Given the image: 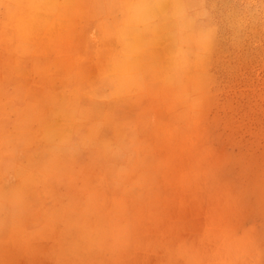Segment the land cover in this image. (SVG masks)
<instances>
[{
	"label": "rangeland",
	"instance_id": "1",
	"mask_svg": "<svg viewBox=\"0 0 264 264\" xmlns=\"http://www.w3.org/2000/svg\"><path fill=\"white\" fill-rule=\"evenodd\" d=\"M26 1L0 0V264H264V0H58L22 41Z\"/></svg>",
	"mask_w": 264,
	"mask_h": 264
},
{
	"label": "bare ground",
	"instance_id": "2",
	"mask_svg": "<svg viewBox=\"0 0 264 264\" xmlns=\"http://www.w3.org/2000/svg\"><path fill=\"white\" fill-rule=\"evenodd\" d=\"M13 1V0H12ZM19 1V0H18ZM26 1V0H25ZM52 0H32V3H31V6L30 8L34 10V13L33 12H28L27 15H25V13L23 12V15L22 16H19L17 18H15V23H16V29L18 30V33H19V38L22 39V41L24 40H27L29 38H33L35 37L36 35H33L34 32V27L37 29L36 27V24H38L39 26H41L42 28L46 29L47 33L49 34V36H53L54 34H52V31L54 30L53 28L55 27V25L59 24V23H64L63 20L61 19H64V18H59L61 15H63V13L59 12V6H67L71 3V0H61V4L62 5H59V2L57 0V4H53L51 3ZM80 1V0H79ZM163 1V0H162ZM27 2V1H26ZM25 2V3H26ZM87 2V1H86ZM144 2V1H143ZM55 3V2H54ZM149 3V2H148ZM147 4V3H145ZM145 4L143 5L145 7ZM162 4V2H161ZM6 5V4H5ZM16 6V5H15ZM23 6V5H22ZM143 7V8H144ZM134 8L136 9V7L134 6ZM163 8V7H162ZM161 8V9H162ZM166 8V6H165ZM21 9V8H20ZM132 9V8H130ZM150 9V8H149ZM153 9V8H152ZM42 11H48V13L50 12L51 13V21H45V19L43 18H40L38 17V12H41ZM142 11V10H141ZM156 11V10H155ZM15 12V11H13ZM21 12V14H22ZM75 12V11H74ZM152 12V11H151ZM53 13L57 14L59 17H54L53 18ZM13 14V13H12ZM139 15V14H138ZM74 16V15H73ZM131 16V15H130ZM12 17V15H11ZM71 17V16H70ZM147 17V15H146ZM14 18V17H13ZM12 19V18H11ZM53 19V20H52ZM143 19V18H142ZM155 19V18H154ZM190 19V18H189ZM188 19V21H189ZM65 20V19H64ZM193 20V19H192ZM146 21V20H145ZM142 22V21H141ZM192 23V22H191ZM190 23V24H191ZM47 25V26H45ZM50 25V27H49ZM61 25V24H60ZM59 25V26H60ZM63 25V24H62ZM135 25V24H134ZM192 25V24H191ZM190 25V26H191ZM194 25V24H193ZM53 26V27H52ZM58 26V25H57ZM58 26V27H59ZM130 27V26H129ZM161 28V27H160ZM164 29V28H163ZM166 29V28H165ZM131 30V29H130ZM129 30V31H130ZM128 31V29H127ZM37 32V31H36ZM41 32V31H40ZM39 32V33H40ZM54 32V31H53ZM126 32V31H125ZM129 33V32H128ZM37 34V33H36ZM45 34V33H44ZM126 36V34H125ZM129 38H131L132 36L131 35H127ZM135 36V35H134ZM163 36V35H162ZM197 36V35H195ZM136 38V37H135ZM160 38V37H159ZM140 40H142V38H137ZM196 39V38H195ZM158 40V39H157ZM164 41L166 46L169 47L170 43V37H164L161 38V41ZM144 40H142L143 42ZM127 42V41H126ZM20 43V42H19ZM130 43V42H129ZM138 44H136V46H124L123 49L121 52V56H120V59L115 63V73L114 74H121V75H125L126 72H128L127 70H130L131 67H135V66H138L139 63L145 58V56H148L149 53L151 54H154V52H147V50H141L140 47H141V41L140 43L137 42ZM157 43V42H156ZM159 44V43H158ZM124 45V44H123ZM133 45V44H132ZM164 45V44H163ZM147 46V45H146ZM172 47V46H171ZM142 48V47H141ZM167 49V48H165ZM170 49V48H169ZM168 49V50H169ZM162 50V49H161ZM168 53V52H167ZM114 54V53H113ZM150 54V55H151ZM170 54V52H169ZM110 55V54H109ZM118 55V54H117ZM165 55V54H164ZM168 54H166L167 56ZM114 57V56H113ZM164 57V56H163ZM160 58V57H159ZM161 59V58H160ZM136 68V67H135ZM17 70V69H16ZM168 70V69H167ZM52 72V71H51ZM128 74V73H127ZM118 76V75H116ZM126 76V75H125ZM129 76V75H127ZM124 76H119V77H114L115 81L116 80H119L118 82V85L119 86H122L121 84V80L123 79ZM129 78V77H128ZM113 79V78H112ZM130 79V78H129ZM132 81V80H131ZM130 81V82H131ZM169 81V80H168ZM114 82V81H113ZM129 82V81H128ZM170 82V81H169ZM130 84V83H129ZM118 86V87H119ZM141 87V86H140ZM132 88V87H131ZM117 94V93H116ZM87 107V106H86ZM87 109V108H86ZM6 110V109H5ZM84 111V110H83ZM52 132V131H51ZM53 136V135H52ZM68 141V140H67ZM110 167V166H109ZM108 176V175H107Z\"/></svg>",
	"mask_w": 264,
	"mask_h": 264
}]
</instances>
